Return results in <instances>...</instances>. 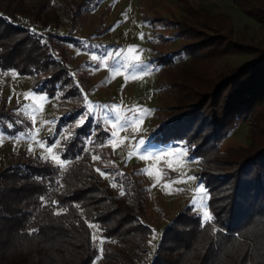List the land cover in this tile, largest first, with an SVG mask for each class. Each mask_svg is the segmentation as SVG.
<instances>
[{"label": "trees", "instance_id": "16d2710c", "mask_svg": "<svg viewBox=\"0 0 264 264\" xmlns=\"http://www.w3.org/2000/svg\"><path fill=\"white\" fill-rule=\"evenodd\" d=\"M231 2L264 30V0ZM84 12L78 0H0V71L29 76L34 90L57 96L63 107L76 100L67 67L74 41L55 30L75 29ZM164 23L181 44L155 51L166 106L152 141L179 140L198 159L210 219L180 208L149 257L145 186L136 171L102 165L107 131L86 117L60 141V156L69 161L64 174L33 157L0 170V264H90L97 247L89 223L102 241L99 264H264V39L235 40L230 18L203 8ZM239 54L250 57L215 68ZM82 112L65 110L56 129H70ZM13 118L0 106V124ZM241 122L248 143L221 149Z\"/></svg>", "mask_w": 264, "mask_h": 264}, {"label": "rangeland", "instance_id": "374dc122", "mask_svg": "<svg viewBox=\"0 0 264 264\" xmlns=\"http://www.w3.org/2000/svg\"><path fill=\"white\" fill-rule=\"evenodd\" d=\"M78 1L84 2L86 11L78 26L55 30L74 41L68 46L71 59L67 67L79 90L76 100L63 107L57 96L34 90L29 76L14 70L0 71V106L14 115L11 121L0 124V170L22 157H33L58 166L64 174L69 161L60 156V141L73 127L81 125V119L90 117L107 131L104 149L109 157L102 160V165L136 171L145 186L150 257L162 229L180 208L189 206L202 221L208 220L204 217L208 212L207 193L199 180L198 159L189 157L179 140L152 141L159 124L158 113L166 106L155 51L171 50L181 44L174 38L173 25L162 22L180 20L188 8H203L211 14L227 15L235 40L259 42L264 39V30L231 0ZM157 32L161 33L160 39ZM163 37L168 41H162ZM159 40L163 48H158ZM249 57L225 56L215 68L237 66ZM74 106H81L82 114L70 129L64 125L56 129L65 110ZM247 135L248 125L241 122L222 140L220 148L245 145ZM96 159L98 156L92 155V160ZM100 176L109 180L106 173ZM88 225L97 247L90 264H99L102 241L96 225Z\"/></svg>", "mask_w": 264, "mask_h": 264}, {"label": "snow or ice", "instance_id": "6c2138e0", "mask_svg": "<svg viewBox=\"0 0 264 264\" xmlns=\"http://www.w3.org/2000/svg\"><path fill=\"white\" fill-rule=\"evenodd\" d=\"M109 55H111V53H110ZM137 67L139 68L140 65H137ZM83 123H84V119H81L80 124L82 125ZM112 135H115V133H113ZM140 143H143V141H141ZM102 174H103V173H102ZM205 195H206V194H205ZM42 199H43V198H42ZM54 203H56V202H54ZM204 217L207 218V219H210L209 214H208L207 211L204 212Z\"/></svg>", "mask_w": 264, "mask_h": 264}]
</instances>
